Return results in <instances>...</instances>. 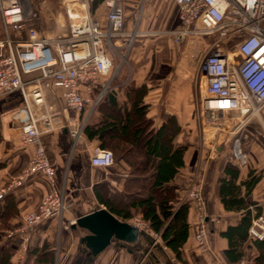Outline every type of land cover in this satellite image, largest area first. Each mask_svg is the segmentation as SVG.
<instances>
[{
    "label": "crops",
    "instance_id": "0c3cea01",
    "mask_svg": "<svg viewBox=\"0 0 264 264\" xmlns=\"http://www.w3.org/2000/svg\"><path fill=\"white\" fill-rule=\"evenodd\" d=\"M102 1L104 0L95 4L91 15L103 27L106 9ZM118 1L122 7L141 5L140 17L138 19L136 16V22L126 19L123 8V31L128 35L132 34L134 38L140 37L125 51V54H128L124 65L125 77L119 78V73L112 67L108 76L100 80L101 85H108L100 103L93 107L88 106L80 113L64 109L59 89L48 85L44 88V101L56 111L57 116L53 129L41 135L40 141L53 167L54 188L62 197L63 209L57 218L44 225L26 234L12 236L10 244L15 251L10 261L13 264H171L172 260H176L180 264H228L222 255L227 248V241L220 234L228 227H235L242 213V210H224L218 200L219 180L223 177L224 166L230 163V135L224 134L228 137L220 139L219 142L216 139L211 142H205L203 138L197 140L198 99L194 93V88H197L196 64L186 56L183 47L173 43L168 35L179 27L178 9L172 0ZM28 24L45 36L58 35L62 25H57L56 22L53 27L50 23L43 32L39 18L35 17ZM144 37L155 38L156 41L149 43L148 39H142ZM124 40L123 38L117 41V46L113 47L110 53L119 51V44ZM111 55L113 65L114 58ZM33 76L36 74L23 78ZM129 86H143L146 89L142 102L146 106L145 117L150 120V127L157 129L172 118L178 127L171 142L172 147L186 145L182 166L169 182L176 188L177 197L187 202V190L199 186L204 198L201 218L206 233L204 245L198 247L194 241L201 213L196 205L190 202L186 213L187 237L179 250V260L173 257L159 237L149 229V232L139 235L133 243L112 239L109 245L94 257H91L89 251L80 243V238L87 232L78 228L71 229L76 219L92 210H106L98 201V196L104 195V198H107L106 195L113 194L126 198L135 192L137 183L134 182L139 183L152 172L148 169L145 173H138L122 160L113 162L107 168L89 165L91 151L100 146L96 138L88 139L84 135V127H96L106 119L110 100L114 101L113 108L120 114L123 113L124 107L128 111V99L124 91ZM21 106L18 95L0 100V189H5L0 206L9 203L12 209V214L5 221L10 228L5 231L16 228L20 217L33 212L39 201L51 190L48 181L40 174L30 176L20 187L6 190L8 181L22 172L33 153V147L22 145L12 128L11 115ZM70 118L79 127L75 138H71L68 129L63 126L65 119ZM207 128L210 127H204ZM238 138L246 155V162L239 169L235 184L243 181L249 173L258 177L246 196H243V188H240V196L252 216L256 212L264 216V107L259 115L249 117ZM106 150L111 152L110 149ZM124 186L128 187L127 190ZM124 222L131 226H135L137 222L141 223V226H147L138 214ZM241 251L244 258L235 264H246V257L253 258L257 254L248 239L242 245Z\"/></svg>",
    "mask_w": 264,
    "mask_h": 264
},
{
    "label": "built area",
    "instance_id": "2783aa9c",
    "mask_svg": "<svg viewBox=\"0 0 264 264\" xmlns=\"http://www.w3.org/2000/svg\"><path fill=\"white\" fill-rule=\"evenodd\" d=\"M92 1L59 0L65 22L58 35L45 36L28 24L36 15L25 0H0V100L20 97L22 106L11 115L12 128L22 145L33 147L25 168L8 181L6 190L22 186L35 174L44 176L51 188L33 212L20 217L16 228L5 231L6 238L44 225L63 209L62 197L54 188L53 167L40 141L41 135L53 129L57 116L44 101V88L60 90L65 110L80 113L95 106L108 90L107 83L101 85L100 80L112 68L109 53L117 41L129 37L123 31L124 12L118 0L102 2L106 9L103 27L89 12ZM172 1L178 9L179 27L168 35L173 43L183 45L186 56L196 64V116L202 127L230 135V163L241 169L246 155L238 134L249 117L259 115L264 107V0ZM227 45H231L229 51ZM32 74L36 76L23 78ZM63 126L71 138L78 135L79 127L72 118L65 119ZM112 163L109 150L91 151L90 166L107 168ZM4 194L5 189H0V199ZM185 199L201 213L194 235L201 247L206 233L199 186L190 187ZM135 224L149 232L147 226ZM246 235L250 241L264 240V216L250 220ZM171 264L180 263L172 260Z\"/></svg>",
    "mask_w": 264,
    "mask_h": 264
},
{
    "label": "trees",
    "instance_id": "16d2710c",
    "mask_svg": "<svg viewBox=\"0 0 264 264\" xmlns=\"http://www.w3.org/2000/svg\"><path fill=\"white\" fill-rule=\"evenodd\" d=\"M100 1L93 0L92 4ZM145 93L143 86H129L124 91L128 99V111L124 107L120 114L113 108L114 101L109 99L110 109L106 112V119L96 127L85 126L83 132L88 139L96 138L100 148L110 149L113 162L122 160L138 173L152 170L149 177L139 183L134 182L137 183V188L132 195L126 198L113 194L104 198L101 195L98 196V201L122 222L138 214L147 228L159 237L163 246L179 260V250L187 237L186 213L190 202L181 201L177 197L176 188L169 182L182 166L186 145L172 147V139L178 131L174 119H168L157 129L150 127L151 122L145 117L146 106L142 102ZM1 167L0 164V169ZM238 174L239 169L227 163L218 184V200L224 210H242L237 225L228 227L220 234L227 241V248L222 255L228 264L238 263L244 258L241 247L247 239L250 220L258 215L257 212L254 216L251 215L240 196V188H243V196H246L258 177L249 173L243 181L235 184ZM126 186L124 189L127 190ZM11 214L9 203L0 206V264H13L10 260L15 250L10 244V238H6L4 234L10 228L5 221ZM251 246L257 254L253 258L246 257V264H264V240L251 241Z\"/></svg>",
    "mask_w": 264,
    "mask_h": 264
},
{
    "label": "rangeland",
    "instance_id": "374dc122",
    "mask_svg": "<svg viewBox=\"0 0 264 264\" xmlns=\"http://www.w3.org/2000/svg\"><path fill=\"white\" fill-rule=\"evenodd\" d=\"M26 5L32 10L34 11L36 18L42 22V30L44 32V30H46L48 28V26L50 25V23H52V26L54 27L55 23L57 22L58 24H63L65 22V14L63 11V6L61 5V3L59 2V0H25ZM95 3V2H94ZM89 3V12L90 14L93 12V9L95 8V4ZM125 10V14H126V19L127 20H134L136 22V18L140 17V13H141V5L138 7H123ZM137 16V17H136ZM132 35V34H131ZM131 35H129V37H125L124 42H122L121 44H119V47L121 46V49L119 51L115 50L113 51L112 54V58H114V62H113V70H114L118 75L119 78H124L125 77V69H124V65L127 59V55L125 54V51H127V49H130V46L133 44L135 39L138 38H134L133 35L131 37ZM143 37V36H142ZM142 39H148L150 42L149 43H153L156 41L155 38H142ZM158 40V38H157ZM148 45V44H145ZM179 47H182V44H178ZM190 47V45H188ZM197 47V45H196ZM194 48V47H193ZM192 48V49H193ZM227 50L229 51L231 49V45H227L226 46ZM110 52V51H109ZM127 53V52H126ZM120 71V72H119ZM117 77V76H116ZM194 88V86H193ZM192 88V89H193ZM201 91H203V87L201 89ZM193 92V90H192ZM194 93L197 94V98L199 95V87L197 86L196 90L194 88ZM197 140L200 141L201 138L204 139L205 142H211L212 140H217L218 142L220 141V139L223 138H227L228 135L221 137V133L216 132L215 129H211V128H207L204 129V127L202 128V126L200 125V121L197 118ZM230 156V155H229ZM231 157H229L230 160Z\"/></svg>",
    "mask_w": 264,
    "mask_h": 264
},
{
    "label": "water",
    "instance_id": "95a60500",
    "mask_svg": "<svg viewBox=\"0 0 264 264\" xmlns=\"http://www.w3.org/2000/svg\"><path fill=\"white\" fill-rule=\"evenodd\" d=\"M75 228L87 232L80 238V243L89 251L91 257L108 246L112 239L133 243L139 235L145 234L136 227L117 220L104 209H94L89 214L76 219L71 225V229Z\"/></svg>",
    "mask_w": 264,
    "mask_h": 264
}]
</instances>
